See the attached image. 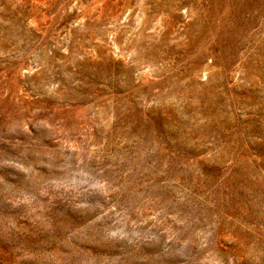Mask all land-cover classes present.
Masks as SVG:
<instances>
[{
	"label": "rangeland",
	"instance_id": "1",
	"mask_svg": "<svg viewBox=\"0 0 264 264\" xmlns=\"http://www.w3.org/2000/svg\"><path fill=\"white\" fill-rule=\"evenodd\" d=\"M0 264H264V0H0Z\"/></svg>",
	"mask_w": 264,
	"mask_h": 264
}]
</instances>
